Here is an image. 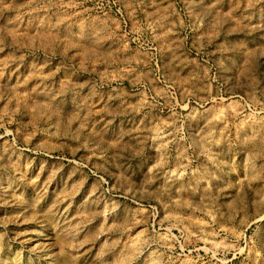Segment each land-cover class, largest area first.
Returning <instances> with one entry per match:
<instances>
[{
	"label": "clouds",
	"instance_id": "1",
	"mask_svg": "<svg viewBox=\"0 0 264 264\" xmlns=\"http://www.w3.org/2000/svg\"><path fill=\"white\" fill-rule=\"evenodd\" d=\"M6 10L15 15L0 25V68L26 56L43 62L15 82L0 71L3 135L60 162L45 188L71 165L72 187L88 182L81 198L102 205L90 217L119 213L124 206L117 195L139 197L130 217L109 226L119 233L111 245L93 243L99 233L66 227L53 202L36 214L50 221L49 242L28 252L46 248L38 255L46 264H122L142 252L139 264H175L179 257L152 249L160 233L151 201L167 197L177 207L171 197L177 184L191 199L202 191L199 204L184 207L210 217L208 226L228 241L233 257L242 252L240 238L264 219V0H231L227 8L225 0H24L4 4L0 14ZM31 15H38L34 28L31 20L25 26ZM165 53L170 58L162 61ZM214 182L221 185L215 192ZM221 194L224 203L217 204ZM46 195L38 192L37 205ZM141 224L135 236L128 233ZM244 247L254 252L251 237ZM0 264H18L11 245Z\"/></svg>",
	"mask_w": 264,
	"mask_h": 264
},
{
	"label": "rangeland",
	"instance_id": "2",
	"mask_svg": "<svg viewBox=\"0 0 264 264\" xmlns=\"http://www.w3.org/2000/svg\"><path fill=\"white\" fill-rule=\"evenodd\" d=\"M23 2L24 0H0V8L4 4L15 5ZM230 4L231 0H225V8ZM14 15L15 13L11 10L3 11L0 14V25L7 24ZM24 19L26 27L28 21L31 20L34 28L35 23L38 22V15L26 16ZM89 31L91 32L92 29L90 28ZM168 58H170L169 53L162 54L160 57L162 61ZM42 62V58L26 56L23 61L9 64L7 69L0 68V71L4 72V79L11 76L15 82L18 77L23 79L30 72L35 71ZM44 71L46 72L47 69ZM34 82L35 80H29V84ZM18 119L21 118L18 117ZM125 125L130 126V120L126 119ZM7 127L10 133H15V124L7 125ZM3 131L4 129L0 127V225L6 223L7 228L0 227V233L7 231L8 236H0V254L4 251L8 256L11 245V252L13 254L17 252L18 264H46L38 258V255L46 254V248L44 251L34 250L33 253H29L28 249L34 244L43 246L49 242L50 221L48 218L36 214H42L53 202L60 208V212H63V216L58 215L57 219L61 222L67 220L66 227L76 229L78 226L89 235L99 233L98 238L92 241L93 243L100 245L107 240L108 245H111L113 240H119V233L114 227L110 229L109 226L112 223L122 224L126 217H130L133 211L139 207L137 202L139 197L132 198V192L117 195L115 198L121 202L122 207L124 206L119 213L109 216L107 219L102 216L90 217L88 212L97 211L102 205L98 206L93 201L85 202L81 198L85 189L88 188V182L75 189L72 187V181L67 175L71 165H66L65 170L56 174L45 188L44 181L48 179V174L53 171V166L58 167L60 162L54 160V155L33 152L30 147L31 142H29V147L14 146L11 143V135H3ZM45 161L48 163L40 181L33 184L32 181L40 173L41 165ZM139 167L140 165L135 162L132 165V169L136 171L137 175H139ZM94 178L90 177L89 182ZM105 179L108 180L106 186L115 191V182L107 177ZM228 179L225 177L224 181L227 182ZM231 180L234 181L235 177H231ZM218 186L221 185L214 182L213 192ZM176 187L179 185L177 184L171 189V197L177 202V207H172L167 197L151 201L152 208L155 209L153 226L160 233V243L153 244V250L167 251L168 255L173 258L179 257L175 264H208L209 257L213 259L214 264H224L225 260L228 261V264H242V262L243 264H253V257L255 264H264V219H257L256 223L251 224L248 231L240 238V248L243 251L233 257L234 250L228 251L226 248L228 241L213 233L212 228L208 226L210 217L206 216L204 212H197L193 215L191 208L184 207L185 202L199 204L203 195L202 191L195 193L191 199L184 193H178ZM149 190L151 191V189ZM161 190L163 191L164 188L162 187ZM38 192L47 193L39 205H37V200L40 199ZM143 202L147 207L148 202ZM216 203H224L223 194ZM206 211H213L211 205H208ZM251 219H255V217ZM142 227L143 224L137 228H129L128 233L135 236ZM224 227H228V225H224ZM254 231L256 234L253 236ZM13 236H17L16 243H12L11 237ZM244 237H251L252 243L255 245V250L251 254L244 247ZM125 238L127 239L128 236L126 235ZM20 241L23 243L21 244ZM120 242L123 243V241ZM164 245L167 246L166 249L163 247ZM93 251H100V249L97 247ZM225 252L226 255H224ZM182 253L183 255H181ZM145 255L146 253L142 252L138 258H134L131 262L124 260L122 264H139V260L143 259ZM105 256H107V248H105ZM246 256L249 257L247 260Z\"/></svg>",
	"mask_w": 264,
	"mask_h": 264
}]
</instances>
